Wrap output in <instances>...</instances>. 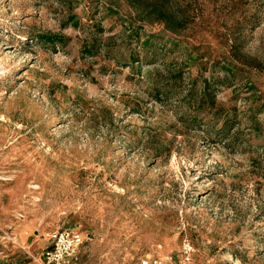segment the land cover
<instances>
[{"label": "rangeland", "instance_id": "obj_1", "mask_svg": "<svg viewBox=\"0 0 264 264\" xmlns=\"http://www.w3.org/2000/svg\"><path fill=\"white\" fill-rule=\"evenodd\" d=\"M133 1L0 0V264H264V0Z\"/></svg>", "mask_w": 264, "mask_h": 264}, {"label": "built area", "instance_id": "obj_2", "mask_svg": "<svg viewBox=\"0 0 264 264\" xmlns=\"http://www.w3.org/2000/svg\"><path fill=\"white\" fill-rule=\"evenodd\" d=\"M16 217L22 220L24 215L19 211ZM3 233L4 242L12 244L16 226L7 225ZM87 239L88 234L80 227H58L47 235L48 245L40 256L41 264H79L82 248ZM4 253L5 249L0 247V259ZM140 264H146V260H142Z\"/></svg>", "mask_w": 264, "mask_h": 264}, {"label": "trees", "instance_id": "obj_3", "mask_svg": "<svg viewBox=\"0 0 264 264\" xmlns=\"http://www.w3.org/2000/svg\"><path fill=\"white\" fill-rule=\"evenodd\" d=\"M157 1V2H156ZM166 0H134L133 4L138 5L140 14L150 22L161 21L171 31H178L185 28L191 21L186 8L177 4L170 5ZM174 7V10L172 9Z\"/></svg>", "mask_w": 264, "mask_h": 264}, {"label": "crops", "instance_id": "obj_4", "mask_svg": "<svg viewBox=\"0 0 264 264\" xmlns=\"http://www.w3.org/2000/svg\"><path fill=\"white\" fill-rule=\"evenodd\" d=\"M29 246V248L30 249H32V250H35V249H37V248H39V247H41L42 245L41 244H37V243H35V241L33 242V244H29L28 245ZM8 250V249H7ZM8 258H9V255H8V253H7V256H6V261L8 260ZM25 264H41V260H40V257L39 258H36L35 259V261H29V262H27V263H25Z\"/></svg>", "mask_w": 264, "mask_h": 264}]
</instances>
